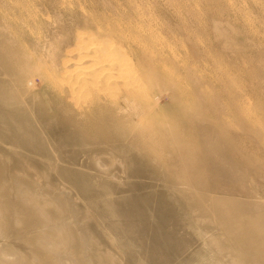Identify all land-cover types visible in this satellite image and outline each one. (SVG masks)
<instances>
[{
	"label": "rangeland",
	"instance_id": "obj_1",
	"mask_svg": "<svg viewBox=\"0 0 264 264\" xmlns=\"http://www.w3.org/2000/svg\"><path fill=\"white\" fill-rule=\"evenodd\" d=\"M0 264H264V0H0Z\"/></svg>",
	"mask_w": 264,
	"mask_h": 264
}]
</instances>
